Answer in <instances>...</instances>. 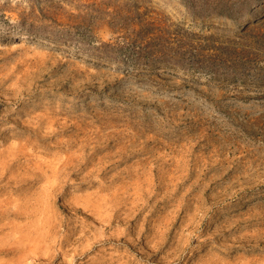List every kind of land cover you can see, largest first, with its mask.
<instances>
[{
    "label": "rangeland",
    "instance_id": "1",
    "mask_svg": "<svg viewBox=\"0 0 264 264\" xmlns=\"http://www.w3.org/2000/svg\"><path fill=\"white\" fill-rule=\"evenodd\" d=\"M263 41L264 0H0V264H264Z\"/></svg>",
    "mask_w": 264,
    "mask_h": 264
},
{
    "label": "bare ground",
    "instance_id": "2",
    "mask_svg": "<svg viewBox=\"0 0 264 264\" xmlns=\"http://www.w3.org/2000/svg\"><path fill=\"white\" fill-rule=\"evenodd\" d=\"M260 17V16H259ZM259 17H256L255 20H258ZM11 35L13 38H17L18 36H22L20 32L18 31H14V32H11ZM195 77V76H194Z\"/></svg>",
    "mask_w": 264,
    "mask_h": 264
},
{
    "label": "trees",
    "instance_id": "3",
    "mask_svg": "<svg viewBox=\"0 0 264 264\" xmlns=\"http://www.w3.org/2000/svg\"><path fill=\"white\" fill-rule=\"evenodd\" d=\"M264 42V41H263ZM264 47V46H263Z\"/></svg>",
    "mask_w": 264,
    "mask_h": 264
}]
</instances>
